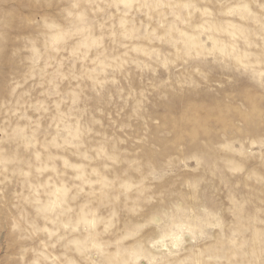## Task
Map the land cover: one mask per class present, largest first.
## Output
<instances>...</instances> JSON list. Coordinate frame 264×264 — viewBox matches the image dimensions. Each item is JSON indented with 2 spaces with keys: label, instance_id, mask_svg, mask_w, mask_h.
<instances>
[{
  "label": "rangeland",
  "instance_id": "1",
  "mask_svg": "<svg viewBox=\"0 0 264 264\" xmlns=\"http://www.w3.org/2000/svg\"><path fill=\"white\" fill-rule=\"evenodd\" d=\"M0 264H264V0H0Z\"/></svg>",
  "mask_w": 264,
  "mask_h": 264
}]
</instances>
